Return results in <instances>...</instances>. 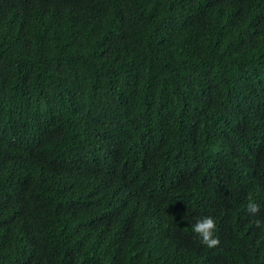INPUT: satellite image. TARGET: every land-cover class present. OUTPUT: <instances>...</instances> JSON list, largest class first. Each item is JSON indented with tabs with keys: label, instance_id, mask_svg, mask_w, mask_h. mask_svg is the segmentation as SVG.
<instances>
[{
	"label": "trees",
	"instance_id": "16d2710c",
	"mask_svg": "<svg viewBox=\"0 0 264 264\" xmlns=\"http://www.w3.org/2000/svg\"><path fill=\"white\" fill-rule=\"evenodd\" d=\"M0 264H264V0H0Z\"/></svg>",
	"mask_w": 264,
	"mask_h": 264
},
{
	"label": "clouds",
	"instance_id": "9594fccd",
	"mask_svg": "<svg viewBox=\"0 0 264 264\" xmlns=\"http://www.w3.org/2000/svg\"><path fill=\"white\" fill-rule=\"evenodd\" d=\"M249 203L247 210L250 214H257L260 212V206L253 202L251 196L248 198ZM259 225V222H257ZM216 221L212 216H204L192 225V231L200 238L203 245L208 248H215L220 244V239L215 235Z\"/></svg>",
	"mask_w": 264,
	"mask_h": 264
}]
</instances>
